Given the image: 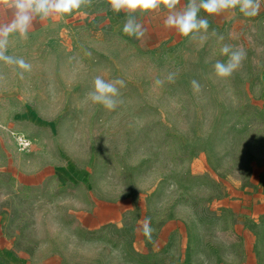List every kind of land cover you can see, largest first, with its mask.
Instances as JSON below:
<instances>
[{
	"label": "rangeland",
	"instance_id": "374dc122",
	"mask_svg": "<svg viewBox=\"0 0 264 264\" xmlns=\"http://www.w3.org/2000/svg\"><path fill=\"white\" fill-rule=\"evenodd\" d=\"M101 14L8 54L30 71L0 61V209L20 198L17 247L45 235L66 243V264H264V3L255 17L201 11L203 42L160 14L139 21V40ZM225 44L245 57L222 78ZM97 76L124 81L115 109L87 98ZM31 159L44 182L17 190ZM90 212L93 232L77 220Z\"/></svg>",
	"mask_w": 264,
	"mask_h": 264
},
{
	"label": "clouds",
	"instance_id": "9594fccd",
	"mask_svg": "<svg viewBox=\"0 0 264 264\" xmlns=\"http://www.w3.org/2000/svg\"><path fill=\"white\" fill-rule=\"evenodd\" d=\"M108 3L114 13L118 14L121 11L126 13L127 19L123 25V33L137 40L143 38L146 32L142 23L136 18L137 13L144 14L163 9L168 13L164 19L166 28L175 29L181 37L199 38L203 42L207 39L209 20L199 15L201 11L208 16H213L238 8L244 16L255 17L259 14L264 0H188L183 8L178 7L181 0H108ZM90 4L91 0H0V7L14 9L12 22L0 24V61L15 64L22 70L30 71L31 64L23 58L5 55L8 36L16 32L21 38L26 39L35 18L39 17L44 21L53 16L70 15L82 6ZM219 39L223 40V36ZM221 52L228 56V60L226 63L217 61L214 65L215 73L222 78L229 77L240 67L245 53L242 50H233L232 46L227 44L222 47ZM172 78V75L168 77L170 81ZM156 83L162 82L157 80ZM192 85L194 90L199 91L200 85L197 81H192ZM118 86L124 87V81L121 79L106 81L101 76H97L93 82V89L87 93V98L93 103L102 104L109 110L115 109L119 103ZM150 223V219L145 218L142 227L143 234L149 238L153 231Z\"/></svg>",
	"mask_w": 264,
	"mask_h": 264
},
{
	"label": "crops",
	"instance_id": "0c3cea01",
	"mask_svg": "<svg viewBox=\"0 0 264 264\" xmlns=\"http://www.w3.org/2000/svg\"><path fill=\"white\" fill-rule=\"evenodd\" d=\"M188 0H181L178 7H185ZM90 13H102L101 15H109L110 17H119L120 20L126 21V13L121 11L120 13H114L108 3V0H91L89 6H82L81 9L74 11L70 15L63 16H53L49 17L47 20H40L39 17L32 21V26L29 29L27 38H21L19 33H11L7 40V47L5 49V55L17 53L20 51L27 50L32 46L44 45L51 43V41L64 34L67 28L76 21H83L85 17ZM160 14L161 17L165 18L168 14L166 10L159 9L156 11L149 12V14ZM146 14L137 13L136 18L141 21L142 18H146ZM14 18V9L0 7V24H10ZM37 159H31L26 164L27 169L31 172L29 175L24 177L18 176V181L14 183L17 190L24 189H37L44 182L46 176V171L48 168H42V166L36 162ZM20 198H11V208L10 209H0V264H66V243L61 244L60 240H54L48 238L45 235L41 237L34 236L33 241L29 242L28 239L26 250L21 246L17 247L18 234L20 230L15 229V218L16 209L19 206L17 202ZM57 214H55L56 216ZM97 213H85L83 217L79 216L77 218L80 226L85 225L89 232L96 231L98 229V224H92V221H97ZM40 217L50 219L49 214H36L34 228L39 229L45 233L47 225L40 224ZM45 217H48L45 219ZM90 221L91 224L87 225L85 222ZM110 261V260H109ZM108 261V262H109ZM115 264V261L112 262ZM126 264V263H125ZM131 264H179L178 261H162L147 263L146 261H136Z\"/></svg>",
	"mask_w": 264,
	"mask_h": 264
},
{
	"label": "built area",
	"instance_id": "2783aa9c",
	"mask_svg": "<svg viewBox=\"0 0 264 264\" xmlns=\"http://www.w3.org/2000/svg\"><path fill=\"white\" fill-rule=\"evenodd\" d=\"M19 144L24 150H28L32 147L31 142L27 138H19Z\"/></svg>",
	"mask_w": 264,
	"mask_h": 264
}]
</instances>
